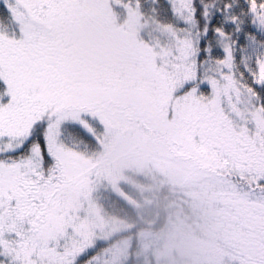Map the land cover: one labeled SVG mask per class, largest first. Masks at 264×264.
<instances>
[{
    "label": "snow or ice",
    "instance_id": "obj_1",
    "mask_svg": "<svg viewBox=\"0 0 264 264\" xmlns=\"http://www.w3.org/2000/svg\"><path fill=\"white\" fill-rule=\"evenodd\" d=\"M99 9L139 55L117 102L222 207L221 264H264V0H0V264H109L93 200L105 125L50 56L59 22Z\"/></svg>",
    "mask_w": 264,
    "mask_h": 264
},
{
    "label": "rangeland",
    "instance_id": "obj_2",
    "mask_svg": "<svg viewBox=\"0 0 264 264\" xmlns=\"http://www.w3.org/2000/svg\"><path fill=\"white\" fill-rule=\"evenodd\" d=\"M92 12L100 18L101 22L102 9ZM104 20L105 23L108 21L107 35L119 32L116 38L122 39V45L119 46L117 39L113 38L110 44L111 52L103 49L102 52L91 55L83 51L70 57L66 56L62 49L70 48L71 52L73 51V45L65 40L69 27L76 24L77 32H84L78 16L56 25L60 33L57 34L59 39L53 47L58 50V53L51 54V59L60 75L65 97L81 110L98 117L105 125L104 128L97 126L100 141L99 152L95 156L99 176L96 181L98 190L93 196L94 202H100L99 198L104 193H114L124 200H127L128 196L131 197V201L139 202L141 199L143 202L139 203L143 204V207H149L148 200L154 199L155 194L160 193L168 185L177 192H182V186H189L192 190L183 191L186 192L184 193L186 196L190 192L195 199L207 198L205 194L208 193L189 176L163 160L155 152L153 144L157 137L151 135L146 129L137 127L139 121L130 106L117 102L116 87L133 74L139 63V55L130 39L123 37L128 35L123 18L117 22L119 25L116 30L112 28L114 32L109 30L108 12ZM113 22L115 23V18ZM63 34L64 38H61ZM127 38L130 46L125 42ZM83 44L85 45V41ZM106 54L108 60L104 59ZM99 64H102L101 69ZM94 67L99 72L96 69L93 70ZM92 79L95 80L92 81ZM129 189H136L138 195L146 197L132 196L128 193L131 192ZM145 198H148L147 202ZM103 215V225L96 233L100 242H105L116 234L124 232L122 233L124 235L103 248L108 254L106 259L109 264H120L125 258L136 264H219L220 259L216 258L218 256L215 253L213 240H210L211 244L190 237L180 240L170 228H166V234L149 229L140 230L133 233L132 237L131 234H125L130 231V225L113 220L105 212ZM133 246L135 249L131 258L130 250ZM186 246L197 248L195 251L189 248L183 252L181 247ZM224 253L225 251L220 252L223 255Z\"/></svg>",
    "mask_w": 264,
    "mask_h": 264
},
{
    "label": "trees",
    "instance_id": "obj_3",
    "mask_svg": "<svg viewBox=\"0 0 264 264\" xmlns=\"http://www.w3.org/2000/svg\"><path fill=\"white\" fill-rule=\"evenodd\" d=\"M108 17L109 30L114 32L113 29L116 30L119 24L117 23L116 19L115 23L113 22L114 18L111 17L109 13ZM56 31L57 34L60 33L59 27L56 29ZM115 33L119 32L116 31ZM124 36L129 38L128 35ZM61 38H64V34ZM128 38L125 40V42L128 46H130L129 42L127 43ZM65 40H67V43L69 44V35L68 37L65 35ZM63 52L66 53L65 55L68 57L73 55L69 48H67L65 51L63 50ZM88 55L91 54L88 53ZM75 63L77 62L75 61ZM94 80L95 79H92V81ZM99 90L101 91L100 87ZM93 149L96 155L99 152L98 146L93 145ZM174 190L169 188L168 185L162 189L160 193L157 192L154 196V199L148 200L150 205L149 207H143V204L139 203L142 201L141 199L139 202L131 201V197L129 196L127 200L121 198L116 199L117 196L113 194H107L102 200V207L105 214L109 217L116 218L131 226L130 232L125 233L127 235H133V233L137 231H145L148 229L166 234V228H170L173 234H176L177 238L180 240L190 237L192 239L201 240V242L209 244H211L210 240H213L215 248L214 246H212V248L216 250L215 253L218 256L216 258L220 259V264L221 257L223 256V254H220V252H226L228 249V229L222 207L210 194H205V196L208 197L203 198V200L193 198V195H191L190 192H188V195L186 196L184 194L186 192L183 191L192 190V188L189 186H182V192H177L176 189ZM129 191L131 192H127L132 196L138 195L136 193V189H129ZM138 196L140 198L146 197L145 195ZM146 199L148 198H145L144 200L146 201ZM110 201H112L111 204ZM122 235L124 234H120L119 237ZM114 240H116V238H114ZM189 248H192V250L195 251L197 247L186 246L181 247V250L186 252ZM134 249L135 248L133 246V248L130 250L131 258ZM126 264L136 263L129 261Z\"/></svg>",
    "mask_w": 264,
    "mask_h": 264
},
{
    "label": "flooded vegetation",
    "instance_id": "obj_4",
    "mask_svg": "<svg viewBox=\"0 0 264 264\" xmlns=\"http://www.w3.org/2000/svg\"><path fill=\"white\" fill-rule=\"evenodd\" d=\"M81 19L80 24L81 28H83V33L77 32V26L74 24L72 27H69L67 30L69 34V39L73 44V53H78L81 51L85 52H94L99 53L101 50L105 49L108 51V21L105 23V18H107V11L102 9V17L101 22L100 18H98L92 11L86 12L82 15H79ZM57 39H59L57 37ZM85 41V45L83 42ZM85 47V49H84ZM52 53H58V50L55 47L51 48L50 56ZM104 59H107V54ZM106 64V63H104Z\"/></svg>",
    "mask_w": 264,
    "mask_h": 264
},
{
    "label": "bare ground",
    "instance_id": "obj_5",
    "mask_svg": "<svg viewBox=\"0 0 264 264\" xmlns=\"http://www.w3.org/2000/svg\"><path fill=\"white\" fill-rule=\"evenodd\" d=\"M116 199H119V197H116ZM111 202H112V201H110V204H111ZM105 243H107V241H105V242H100V243H99V246H101V245H103V244H105ZM126 263H127V261H121V262H120V264H126Z\"/></svg>",
    "mask_w": 264,
    "mask_h": 264
}]
</instances>
